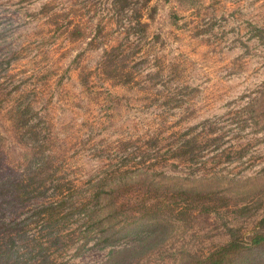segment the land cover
Here are the masks:
<instances>
[{
  "label": "rangeland",
  "instance_id": "obj_1",
  "mask_svg": "<svg viewBox=\"0 0 264 264\" xmlns=\"http://www.w3.org/2000/svg\"><path fill=\"white\" fill-rule=\"evenodd\" d=\"M25 102L56 166L45 194L64 179L173 208L120 209L104 244L78 215L58 230L64 264H201L264 230V0H0L5 176L26 175L9 118ZM188 138L196 155L173 156ZM225 264H264V245Z\"/></svg>",
  "mask_w": 264,
  "mask_h": 264
},
{
  "label": "trees",
  "instance_id": "obj_2",
  "mask_svg": "<svg viewBox=\"0 0 264 264\" xmlns=\"http://www.w3.org/2000/svg\"><path fill=\"white\" fill-rule=\"evenodd\" d=\"M9 118L15 137L27 139L29 149L24 154L25 176L17 174L5 176L0 171V264H64L58 251L63 236L58 234V230L67 221L76 219L78 215L85 214L86 221L91 226L90 231L94 232L98 226L101 227L100 232L98 229L94 232L101 233L96 236L95 241L104 244L121 236L117 234L118 230L114 234L108 231L112 225L111 217H115V213L120 209L133 211L136 202L139 203L138 209L143 213L155 211L163 206L170 208L163 203L164 200H159L155 196L139 201L129 197H108L101 195V192H90L83 197L77 194L71 196L70 192L65 193L64 189L71 191L74 185L64 179L53 181L52 193L45 194L48 175L56 167L53 165L51 153L45 152L49 136L41 135L39 130L34 128L32 122L35 112L29 102L15 108ZM25 128L27 136L23 132ZM43 145L46 146L42 147ZM194 146L198 148L194 138L185 139L174 148L172 155L193 158L196 155ZM125 171L126 168H119L117 175L124 174ZM117 184L118 182H112L109 185L116 188ZM96 187L101 185L97 184ZM179 191L182 193V190ZM209 194L204 192L193 195L207 197ZM30 200L37 202L30 206V213L24 214L26 210L24 208H29L27 205ZM258 223L264 225V217ZM262 245L264 230H254L244 240L234 235L214 247L202 259L196 260V263L225 264L236 253Z\"/></svg>",
  "mask_w": 264,
  "mask_h": 264
}]
</instances>
